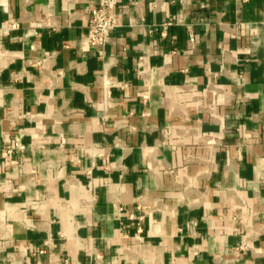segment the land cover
I'll use <instances>...</instances> for the list:
<instances>
[{
    "label": "crops",
    "instance_id": "obj_1",
    "mask_svg": "<svg viewBox=\"0 0 264 264\" xmlns=\"http://www.w3.org/2000/svg\"><path fill=\"white\" fill-rule=\"evenodd\" d=\"M98 1L0 0V264H264V0Z\"/></svg>",
    "mask_w": 264,
    "mask_h": 264
},
{
    "label": "built area",
    "instance_id": "obj_2",
    "mask_svg": "<svg viewBox=\"0 0 264 264\" xmlns=\"http://www.w3.org/2000/svg\"><path fill=\"white\" fill-rule=\"evenodd\" d=\"M116 2L117 0H99L97 5L89 8L86 44L103 46L108 41L110 30L117 25V14L113 11ZM24 147L22 142L13 139L1 153L6 156L13 151H22Z\"/></svg>",
    "mask_w": 264,
    "mask_h": 264
}]
</instances>
